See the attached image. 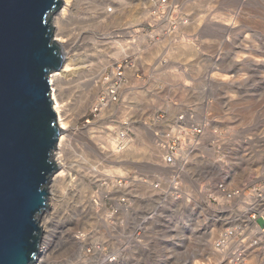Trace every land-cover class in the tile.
Listing matches in <instances>:
<instances>
[{"label":"rangeland","instance_id":"374dc122","mask_svg":"<svg viewBox=\"0 0 264 264\" xmlns=\"http://www.w3.org/2000/svg\"><path fill=\"white\" fill-rule=\"evenodd\" d=\"M243 1L155 0L152 21L135 27L137 60L115 65L118 76L109 80L113 68L106 63L104 87L87 112L76 118L78 127L90 119L100 130L110 124L126 130L120 112L134 109L136 131L128 132L143 149L135 168L139 181L134 204L125 206L129 202L125 196L119 201L105 196L111 212L125 206L120 253L107 251L119 264H264V89L250 79L263 70L252 62L247 44H235L239 39L235 31L243 23L251 24L258 43L264 44V0ZM234 13L239 19L235 28L228 21ZM201 18L202 24L194 26ZM115 35L106 40V57H112L115 42L121 40ZM142 38L149 42V51ZM81 44L72 47L70 57L89 60L94 76L86 79H94L102 57L81 53ZM175 74L185 80H175ZM224 74L236 81H222ZM90 87L84 85L69 95L73 112L81 93ZM111 89L116 92L114 104L108 101L93 116V106ZM131 223L133 250L126 239ZM91 237H96L94 231ZM250 243L262 248L254 256L246 247ZM59 254L66 261L75 252L70 246ZM86 254L93 259L92 247Z\"/></svg>","mask_w":264,"mask_h":264},{"label":"bare ground","instance_id":"6f19581e","mask_svg":"<svg viewBox=\"0 0 264 264\" xmlns=\"http://www.w3.org/2000/svg\"><path fill=\"white\" fill-rule=\"evenodd\" d=\"M154 2L155 0H63L53 15L55 40L64 56V64L61 69L50 75L54 108L60 127L59 141L54 150V160L58 169L52 174L48 184L49 209L40 218L41 244L39 256L34 264H53L54 262L58 264H119L117 257L110 259L107 256V251L110 250L114 255L120 253V237H123L121 208L134 204L139 181L135 168L139 159L138 152L143 149L139 148L138 142L135 143L128 132L129 130L136 131L134 109L130 106L123 108V112L119 111L121 125L124 122L127 123L126 130H123L122 126L111 124L108 127H102L104 130H100L101 126L92 124L90 119H87L84 127H78L79 119L76 118H80L87 112L99 89L104 87V76L107 75L108 69L105 66L106 63L113 68L111 77L106 78L109 80L118 76L115 65L121 67L122 62L128 58L137 60L135 27L152 21L151 11ZM239 2L240 4L244 3L243 0H238ZM110 7L111 12L109 11ZM202 11L204 10L202 9ZM203 20L201 18L200 21H197L199 23L194 26L198 27ZM228 21L234 28L237 27L239 25L238 13H234ZM228 21L226 20V24ZM243 24L244 26L241 28L239 26L235 31L239 37L235 44L242 47L247 44V52H249L252 62L260 65L263 70L251 75L250 79L258 85H263L264 89V44L258 43L256 31L251 24ZM190 30L192 29L190 28ZM244 33H246V37L241 38L240 35ZM111 34L119 35L117 37L127 43H120L121 40H118L115 42L116 48L112 57H106V54L104 55L106 40L114 38L110 36ZM141 41L143 48L149 51L150 44L147 39L142 38ZM77 42L84 45L81 53L87 55L90 52V56L98 59L102 57V61L99 62L101 63L100 67L98 66L99 70L97 68L98 75L95 77L98 80L94 81L95 78L86 79L91 75L94 76L89 60L78 62L70 57V50ZM103 57L105 58L103 59ZM140 58H143L141 54ZM197 64L199 65V63ZM197 66H195L196 69H199ZM173 77L177 81L185 80L184 76L180 74H175ZM220 78L222 81L233 80L230 74H224ZM234 80L233 83L236 81ZM84 85L91 86L90 90L81 93L83 96L82 99H79L80 102L78 100V109L73 112L69 95H74V92L80 90ZM188 85L186 82L184 86ZM110 87L115 89L114 86ZM185 91L182 89L183 95ZM175 96L179 97L180 95L175 94ZM179 98L182 99V95ZM109 102L112 101L109 99ZM99 104L102 105L100 100L95 103V106ZM113 104L114 102L111 103V105ZM105 106L106 104L102 107L105 108ZM116 112L118 111L116 110ZM163 154L161 153V156ZM152 164L156 165L157 162L153 160ZM147 165L150 166L151 162H148ZM105 196H110L118 201L122 196H125L129 202L128 205L121 206L117 212H111ZM131 224L126 239L130 244V249L133 250L136 240L134 225ZM92 231L95 232L97 238L91 237L90 240L89 236ZM230 232V230L226 231L227 234ZM252 243L246 246L250 256L252 254L254 256L256 251L262 249L255 248L256 246H253ZM70 246L75 255H72V259L67 256L65 261L61 259L62 256H59V253ZM88 247H92L93 259L88 258L86 254Z\"/></svg>","mask_w":264,"mask_h":264},{"label":"water","instance_id":"95a60500","mask_svg":"<svg viewBox=\"0 0 264 264\" xmlns=\"http://www.w3.org/2000/svg\"><path fill=\"white\" fill-rule=\"evenodd\" d=\"M63 0H0V264H34L60 136L50 75Z\"/></svg>","mask_w":264,"mask_h":264},{"label":"built area","instance_id":"2783aa9c","mask_svg":"<svg viewBox=\"0 0 264 264\" xmlns=\"http://www.w3.org/2000/svg\"><path fill=\"white\" fill-rule=\"evenodd\" d=\"M115 97H116V92L114 90H112V89L109 90L107 92V94L104 95L103 97H101V99H100V102H101L102 105L99 104L98 106H95L93 108V111H92L93 116H96L100 112V108L103 105H105L106 103H108L109 99L111 100V98H113L114 100H116L117 98H115ZM194 131H198V129L194 130ZM169 160L171 161V159H169Z\"/></svg>","mask_w":264,"mask_h":264}]
</instances>
